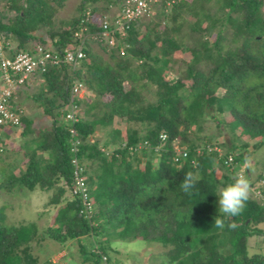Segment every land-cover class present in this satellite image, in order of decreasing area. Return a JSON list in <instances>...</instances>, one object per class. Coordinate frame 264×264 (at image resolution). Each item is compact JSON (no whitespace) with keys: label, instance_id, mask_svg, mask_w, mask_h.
Here are the masks:
<instances>
[{"label":"trees","instance_id":"16d2710c","mask_svg":"<svg viewBox=\"0 0 264 264\" xmlns=\"http://www.w3.org/2000/svg\"><path fill=\"white\" fill-rule=\"evenodd\" d=\"M66 1L0 0V60L34 53L37 44L62 52L73 46L75 26L100 29L98 18H110L125 2L81 0L71 21H57L56 8ZM165 1L155 4L150 17L133 21L126 36L117 34L116 47L88 43L76 70L48 62L33 73L42 79L33 98L51 124L35 127L14 103V93L21 134L33 138L19 145V159L7 163L1 151L12 140L9 127L2 129L0 195L40 190L48 195L46 205L56 206L69 194L44 235L60 249L77 242L83 262L102 264L107 256L119 264L111 256L112 241L138 239L161 244L167 264H264L263 254L248 253L249 239L264 235V201L253 192L264 191V166L253 180L250 169L241 170L252 186L245 209L225 218L224 229L214 226L216 193L240 173L238 163L264 147V0H177L171 7ZM71 77L85 86V97L75 98L80 108L75 123L66 118ZM209 108L216 111L219 132L225 122L232 133L224 155L208 150L220 146L214 135L204 142L198 137L210 119ZM74 139L80 141L76 153ZM146 141L149 148L136 149ZM175 143L189 149L186 160L175 161ZM74 155L84 167L91 218L81 212V198L69 192ZM228 155L234 156V170L225 164ZM20 162L22 173L14 169ZM189 172H199L201 179L185 194L180 184ZM229 222L237 227H227ZM38 231L32 223H7L1 205L0 264H57L33 253L32 242L45 238Z\"/></svg>","mask_w":264,"mask_h":264},{"label":"rangeland","instance_id":"374dc122","mask_svg":"<svg viewBox=\"0 0 264 264\" xmlns=\"http://www.w3.org/2000/svg\"><path fill=\"white\" fill-rule=\"evenodd\" d=\"M81 0H67L64 7L56 8V20H66L71 21V18L76 14L78 5ZM117 11V8H113L112 12ZM163 28V26L161 27ZM180 53H175L174 56H179ZM173 69V68H172ZM123 80L126 81L127 78L123 76ZM0 84L2 80H0ZM23 88L17 90L20 91ZM36 90L34 83L30 84L27 87H24V90L21 94H18L17 100H15V104L18 103L22 107L25 114H27L34 121V126L39 127L43 125H49L52 122L51 117L45 115L43 113L42 107L39 105L33 98V92ZM146 94V93H145ZM149 98L153 99V94H146ZM17 104V105H18ZM216 111L213 108H209L208 116H210L206 123V129L202 132L198 133V137L203 140H206L208 135H214V143H220V146L223 147L224 150L228 149V145L232 142V133L230 129L226 126V123H222V133L218 130V120L215 119ZM222 117V116H221ZM10 133H13L16 136L12 139V143L10 141L9 146L2 152V157L4 162H15V160L19 159L23 152L20 151L16 145H20L24 142L25 139L33 136L29 134L22 135L23 126L11 127ZM99 136L103 135L102 131H98ZM196 137V136H195ZM244 137V136H243ZM245 140V139H244ZM250 146L248 150L253 151L255 143L254 139H250ZM182 147V145H179ZM9 147V148H8ZM186 147V146H184ZM17 148V149H16ZM245 154V151H242ZM264 166V147L257 150L253 153L248 160L244 162L238 163L236 165L237 172H241L247 169H250L248 172V177L250 180H253L257 177V175L262 172ZM19 173H22L25 169V165L21 162L18 164L16 168H14ZM217 175H221V171H217ZM69 194H66L61 203L59 205H46L48 201V195L43 191H35L28 192L26 190H16V192L12 194H1L0 195V206L6 205V222L9 224H20L25 222L27 224H34L39 229V234L44 235V231L48 228L49 225L52 224L54 215L62 208L66 201L69 198ZM218 200L216 202L218 212ZM194 239V238H193ZM197 239V238H195ZM114 250L111 252V256L117 259L119 264H167L166 257L163 254L164 248L159 243H149L142 240H124V239H116L111 243ZM61 245L49 237H45L44 239H35L32 242V251L34 254L40 257V260L43 261L49 257L51 260L56 262L57 264H66L68 261L70 264H93L92 261L83 262L81 254L79 252L78 246L73 242L70 244V250L67 249L66 252L63 253L66 257H59V255H55L57 252V248ZM249 255L253 254H263L264 255V235H254L249 239V247H248ZM54 255V256H53ZM63 255V256H64ZM62 256V255H60ZM61 258V259H59Z\"/></svg>","mask_w":264,"mask_h":264},{"label":"built area","instance_id":"2783aa9c","mask_svg":"<svg viewBox=\"0 0 264 264\" xmlns=\"http://www.w3.org/2000/svg\"><path fill=\"white\" fill-rule=\"evenodd\" d=\"M163 0H125L121 9H117L116 14L110 18L99 17L100 29L91 31L87 25L75 26L74 44L64 51H53L41 44H37L34 53L27 51L19 52L14 57H2L0 60V70L2 72L3 85L0 88V135L3 128L17 127L21 125V116L17 110L13 108L12 98L16 89L24 85L33 73L48 62L56 66H60L70 70H76L81 61L86 57L85 48L88 43H96L98 40L105 42L110 48L116 47L120 38L117 34L126 36L131 23L143 17H150L154 13V6L161 3ZM177 0H166V6L171 7ZM89 15V12L88 14ZM84 22V20H82ZM121 54H125V48H120ZM68 86L71 94V99L68 105L66 118L75 123L79 121L80 108L75 103V98L85 97V86L81 80L71 77L68 79ZM72 136H77L74 128L70 129ZM166 135L162 134L161 139L164 141ZM80 141L74 139L72 141V151L76 153ZM150 145L146 141L138 148H149ZM162 145H157L154 150L159 151ZM209 151H217L220 155L225 154V150L219 146H208ZM175 161L186 160L190 156V151L187 147H180L175 143ZM200 152V150H198ZM234 156L228 155L225 159V164L231 170H234ZM72 163L74 165L75 183L70 187L69 192L72 197H80L83 203L82 213H85L88 218L92 217L93 205L90 200V193L84 177V167L80 165L76 155H74ZM192 163L196 164L195 159ZM238 175H243L241 172ZM264 185V180L260 181ZM254 197L264 201V191L259 188H253ZM102 264H114L108 260L107 256L102 259Z\"/></svg>","mask_w":264,"mask_h":264},{"label":"clouds","instance_id":"9594fccd","mask_svg":"<svg viewBox=\"0 0 264 264\" xmlns=\"http://www.w3.org/2000/svg\"><path fill=\"white\" fill-rule=\"evenodd\" d=\"M201 177L199 174L189 172L185 175L180 189L185 194H190L195 189L196 184ZM252 192V186L248 177L243 175H237L231 183L221 187L216 195L218 200V212L214 219V226L218 229L225 228V218H232L240 215L245 209L246 203L250 198ZM227 227L235 229L237 225L233 222H229Z\"/></svg>","mask_w":264,"mask_h":264},{"label":"crops","instance_id":"0c3cea01","mask_svg":"<svg viewBox=\"0 0 264 264\" xmlns=\"http://www.w3.org/2000/svg\"><path fill=\"white\" fill-rule=\"evenodd\" d=\"M41 81H42V79L40 78V77H37V76H31L30 77V79H28L27 80V85L26 84H24V85H21V86H19L17 89H16V92H15V97H14V103H15V100H17V98H18V94L20 95L21 94V92L24 90V87H27V86H29L30 84H32V83H34V85H35V88H37L39 85H40V83H41ZM21 88H23V90H20V91H17V90H19V89H21ZM18 103H16V105H17ZM18 107H20L21 109H22V107L20 106V104H18L17 105ZM23 110V109H22ZM25 113V112H24ZM27 115V114H26ZM10 130H12V129H9L8 128V135H9V137L11 138V140L12 139H14L16 136H14V134L13 133H10ZM11 143H12V141H11ZM15 147H18L19 149H20V146H19V144L18 145H16L15 144ZM17 149V148H16ZM194 174H200L199 172H197V173H194ZM73 242V244H75L76 243V246H78V244H77V242H75V241H72ZM72 242H70V244L72 243ZM69 247H70V245H69ZM69 249V248H68ZM66 249H60L59 247L57 248V252H56V254L55 255H59V257H63V258H65L66 256L63 254V253H65L66 252V255H67V251H65ZM60 255H62V256H60ZM64 255V256H63ZM54 256V255H53ZM52 257V256H51ZM51 257H50V259H51ZM59 259H61V258H59ZM118 260H120L119 258H117ZM72 261V260H71ZM70 261V262H71ZM121 261V260H120ZM70 262L68 261V263H66V264H70Z\"/></svg>","mask_w":264,"mask_h":264}]
</instances>
